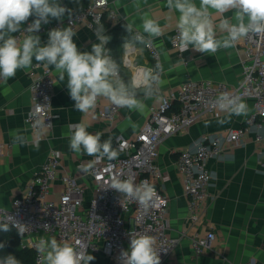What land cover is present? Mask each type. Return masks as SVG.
Returning a JSON list of instances; mask_svg holds the SVG:
<instances>
[{"label":"crops","instance_id":"0c3cea01","mask_svg":"<svg viewBox=\"0 0 264 264\" xmlns=\"http://www.w3.org/2000/svg\"><path fill=\"white\" fill-rule=\"evenodd\" d=\"M62 6L64 1L60 0ZM118 20L132 25V38L121 47V66L128 72L130 81L143 79V71L155 69L159 62L163 66L161 80L163 83L156 89L150 99H144L143 89L138 90V99L143 100V111L121 107L115 120L102 119L99 110L111 102L104 97L97 100L95 109L87 113L79 112L71 99L67 88V76L59 80L54 67L50 66L55 79V91L52 101L54 126L48 138L37 140L32 128L25 122L31 106L30 85L32 67L17 70L15 77L6 83H0V205L10 207L13 198L21 194L35 171L47 160L52 147L62 151L59 174L72 173L78 176L79 183L90 182L91 176L83 171L93 163L94 156L75 153L69 148L68 125L84 123L87 131L102 133L101 141L112 138V147L117 149L120 137L132 138L145 125L150 112L156 108L160 95L169 89H177L186 80L204 81L212 79L229 85L238 84L243 77L242 58L244 49L236 44L234 48L220 49L216 53H200L190 48L182 54L172 47L171 40L176 29L178 12H169L166 0H110ZM199 6V0H196ZM69 8V7H67ZM70 9V8H69ZM72 12L76 9L73 7ZM147 13L163 29V35L152 41L160 53L157 60L144 43L136 41L135 33L143 32L141 16ZM233 13L227 12L225 17ZM68 13L62 20L67 18ZM52 19L50 22H55ZM218 22V19H217ZM95 27L82 22L74 28L73 37L78 50L91 52L92 44L98 43ZM48 33H38L41 45L47 43ZM224 35V33H218ZM108 48V46L106 45ZM109 49V48H108ZM38 62L33 59V65ZM40 64V63H39ZM42 65V64H41ZM123 80V78H122ZM124 81V80H123ZM247 105L246 114L220 115L201 117L190 129L167 137L159 145L157 163L170 175L162 184L163 191L169 197L166 217L170 223L169 235L178 239L169 258V264H243L255 260L264 264V152L257 146L255 135L262 128L252 126L236 143H225V150L220 157H211L207 164L212 171L208 187L209 196L204 202V212L194 223L189 217L188 198L184 191L183 177L177 171L176 151L181 147L194 148L203 135H224L229 128L239 126L244 117L253 110L251 99L243 100ZM221 120H227L220 123ZM10 132L22 137L23 144L14 142ZM63 190L61 179L54 182L49 197L58 199ZM90 195L86 197V204ZM208 231L216 235L212 246L202 253H196L192 239L203 236Z\"/></svg>","mask_w":264,"mask_h":264},{"label":"built area","instance_id":"2783aa9c","mask_svg":"<svg viewBox=\"0 0 264 264\" xmlns=\"http://www.w3.org/2000/svg\"><path fill=\"white\" fill-rule=\"evenodd\" d=\"M63 1L67 7L66 1ZM116 18L110 0H88L82 10L72 12L64 20L42 24L38 33H48L53 28L68 27L70 24L74 29L82 22L96 28L102 21H115ZM137 35L145 37L140 32H136L135 37ZM176 35L175 29L172 38ZM171 44L179 53H183L172 40ZM237 44L244 49L243 77L238 84L232 86L212 79L186 80L177 89L162 92L159 104L152 109L147 122L135 136L119 138L117 149L122 152L121 155L118 154L113 160L107 157L97 160L94 157L92 168L87 172L92 179L90 182L79 183L78 176L72 173L60 175L58 169L62 151L56 147L49 150L47 160L35 171L25 190L13 198L11 206L0 205V222H9L20 238V246L35 252L33 264H37L39 254L36 244L41 237L66 240L78 250L100 255L106 264H121L120 253L129 246L130 232L153 236L160 250L161 264H169L178 239L168 232L170 223L166 211L169 197L163 191L162 184L170 179V175L157 163L159 145L170 135L188 131L201 117L224 113L212 103L223 93L252 100L253 110L239 126L229 128L221 136L203 135L194 148L185 146L176 151L175 164L183 177L189 217L194 223L202 216L204 202L209 196L212 171L208 167V159L222 156L225 143L236 144L252 126L263 129L256 132L254 140L264 152V34H250ZM145 46L157 60L160 59L152 40ZM31 70V106L25 122L39 141L47 139L54 126L56 114L52 101L55 79L50 67L45 69L38 63ZM118 76L122 80L120 68ZM120 108L110 103L99 110V116L113 121ZM114 176L122 180L131 178L136 185L144 181L153 185L156 196L150 207L145 210L138 201L129 200L107 187ZM58 177L63 183V190L58 199H51L49 195ZM87 195H90L88 204ZM16 222L19 224L13 226ZM215 238L213 231L193 237L196 253L210 248ZM243 264L259 263L249 260Z\"/></svg>","mask_w":264,"mask_h":264},{"label":"clouds","instance_id":"9594fccd","mask_svg":"<svg viewBox=\"0 0 264 264\" xmlns=\"http://www.w3.org/2000/svg\"><path fill=\"white\" fill-rule=\"evenodd\" d=\"M166 7L169 12L179 13L177 35L172 38V42L183 52L191 46L197 52L211 55L220 49L234 48L250 34H264V0H199V6L196 0H166ZM230 11L233 15L225 17L224 14ZM66 13L71 16L72 10L62 6L60 0H0V83L15 77L17 70L31 68L35 59L45 69L54 67L60 81H64L67 76L69 95L79 112L87 113L95 109L100 97L117 107L143 111L145 104L137 98L138 90L143 89L144 99L152 98L163 83L162 64L158 62L155 69L142 70L143 79H133L126 84L119 78V65L106 47L111 37L105 34L103 24L93 30L98 43L92 44L91 52L78 50L73 41L76 32L71 24L51 29L47 34V43L41 45V38L36 34L41 25L50 23L52 19L61 21ZM141 19L143 32L147 33L148 39L137 35L134 38L136 41L148 44L155 37L163 35L157 20L149 18L147 13ZM125 29L131 32L132 25H127ZM129 46V42L125 41V47ZM212 103L218 110L228 113V120L233 114L239 116L247 112V105L239 95L223 93ZM219 122L225 123L227 120ZM67 127L71 151L83 152L97 160L104 157L113 160L117 157L112 138L101 141L102 133L88 132L84 123ZM10 135L14 142H25L14 132H10ZM81 167L88 172L92 163ZM107 187L115 189L129 200L138 201L145 210L156 196L153 185L147 181L136 185L131 178L122 180L114 176ZM11 219L9 217V221ZM18 224L16 222L13 226ZM10 230L9 222H0V231ZM129 236L128 248L120 253L121 264H161L160 250L153 236L131 232ZM6 246L0 243V249ZM36 250L39 254L37 264H90L94 260V256L78 250L72 243L55 238L41 237ZM0 264L21 262L14 254L8 253L0 258Z\"/></svg>","mask_w":264,"mask_h":264},{"label":"trees","instance_id":"16d2710c","mask_svg":"<svg viewBox=\"0 0 264 264\" xmlns=\"http://www.w3.org/2000/svg\"><path fill=\"white\" fill-rule=\"evenodd\" d=\"M67 3V7L72 9L75 7L76 11H80L87 4L88 0H65ZM31 20V18H30ZM99 24H103L105 27V34L111 37L109 43L107 44L108 48L111 50V54L118 61L119 68L121 71V76L124 82L127 84L130 82V77L128 76V72H126L121 66V47L125 43V41H129L132 38V33L127 32L125 27L127 24L118 20L115 23L111 21L104 20ZM97 24L96 27L99 25ZM10 231L3 232L0 231V243H5L7 246L3 249H0V257L3 258L8 253L14 254L15 257L20 260L21 264H33L35 258V252L31 249H24L20 246V238L17 232L10 227ZM94 256V260L90 261V264H106L104 258L103 261L96 259L97 257H101L98 254L89 253Z\"/></svg>","mask_w":264,"mask_h":264},{"label":"rangeland","instance_id":"374dc122","mask_svg":"<svg viewBox=\"0 0 264 264\" xmlns=\"http://www.w3.org/2000/svg\"><path fill=\"white\" fill-rule=\"evenodd\" d=\"M96 259H98L100 261H103L102 257H97Z\"/></svg>","mask_w":264,"mask_h":264}]
</instances>
